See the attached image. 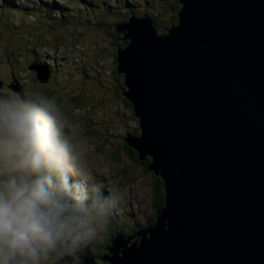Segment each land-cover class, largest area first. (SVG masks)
I'll use <instances>...</instances> for the list:
<instances>
[{
    "label": "water",
    "instance_id": "1",
    "mask_svg": "<svg viewBox=\"0 0 264 264\" xmlns=\"http://www.w3.org/2000/svg\"><path fill=\"white\" fill-rule=\"evenodd\" d=\"M179 3L167 32L148 15L109 26L128 40L117 70L140 132L125 140L165 196L153 224L120 229L100 259L264 264V0ZM30 69L49 80L48 67ZM91 248L77 264H97Z\"/></svg>",
    "mask_w": 264,
    "mask_h": 264
},
{
    "label": "rangeland",
    "instance_id": "2",
    "mask_svg": "<svg viewBox=\"0 0 264 264\" xmlns=\"http://www.w3.org/2000/svg\"><path fill=\"white\" fill-rule=\"evenodd\" d=\"M173 5L174 0H8V7L0 8V94L57 97L69 135L86 147L76 185L82 186L86 203L95 186L110 197L107 228L91 243L98 264H112L100 259L113 255L103 249L112 244L111 235L116 237L121 229L129 237L151 225L165 196L162 179L148 169L151 158L140 160L125 140L140 132L130 102L121 93L126 89L124 75L117 72V48L128 40L109 26L134 9L158 17L160 33L172 25L177 9ZM34 63L50 69L47 82L30 69Z\"/></svg>",
    "mask_w": 264,
    "mask_h": 264
},
{
    "label": "clouds",
    "instance_id": "3",
    "mask_svg": "<svg viewBox=\"0 0 264 264\" xmlns=\"http://www.w3.org/2000/svg\"><path fill=\"white\" fill-rule=\"evenodd\" d=\"M85 154L57 97L0 94V264H67L107 228L110 197L71 180Z\"/></svg>",
    "mask_w": 264,
    "mask_h": 264
},
{
    "label": "trees",
    "instance_id": "4",
    "mask_svg": "<svg viewBox=\"0 0 264 264\" xmlns=\"http://www.w3.org/2000/svg\"><path fill=\"white\" fill-rule=\"evenodd\" d=\"M11 4H12V7L11 8H13L15 5V3H13V1L11 2ZM128 6V5H127ZM174 7H177V9H175V14L172 16V20H171V24L173 25V24H175L176 22H177V13H178V11L180 10V3H179V0H174V5H173V8ZM133 10V9H132ZM132 10H130V14H131V12H132ZM124 11H126V10H124ZM127 12V11H126ZM144 14H146V15H148V16H150V17H153V19L155 20V26H157V25H159V23H162V21L160 20V19H158V17H154V16H151V14H149V13H144ZM124 16V17H123ZM122 17V19H119V23H122V22H125V21H127L126 20V17H125V14L123 15ZM132 16V15H131ZM134 16H136V15H134ZM145 16V15H144ZM157 16V15H156ZM130 17V16H129ZM138 17V16H137ZM157 21H159V22H157ZM127 44V43H126ZM123 76V75H122ZM124 77V76H123ZM130 104V106L132 107V104L131 103H129ZM132 135H135V136H137L138 134H139V132L138 131H136V132H134V133H131ZM136 151V150H135ZM150 160V159H149ZM150 162V161H149ZM149 164V163H148ZM71 180H72V182L74 183V184H76L75 183V181H76V177H75V175H71ZM82 199H85L84 198V196H82V195H79ZM88 200H86L85 202H87ZM159 206H164V197L162 198V202L159 204ZM156 216H157V212H156V215H154V217H152V219L150 220V222H151V224H153L154 222H155V220H156ZM92 248H93V244H92ZM91 248V251L93 252V254H95V250H94V248L92 249ZM95 259H96V262H97V258H96V256H95Z\"/></svg>",
    "mask_w": 264,
    "mask_h": 264
},
{
    "label": "flooded vegetation",
    "instance_id": "5",
    "mask_svg": "<svg viewBox=\"0 0 264 264\" xmlns=\"http://www.w3.org/2000/svg\"><path fill=\"white\" fill-rule=\"evenodd\" d=\"M28 1H30V0H28ZM3 7H8V0H3V2H2V4H1ZM133 6H135V4H130V5H128V7L129 8H131V7H133ZM61 7V8H60ZM60 9H67L68 10V8H66V7H64V6H61L60 5ZM131 15H136V16H138V17H143L144 15H146V14H144V13H142V14H140V13H138L137 11H135L134 9L132 10V12H131V14H129L128 16H126V20L129 18V16H131ZM60 15H58V17H59ZM119 35H122L121 33H119ZM127 43V42H126ZM118 72V71H117ZM119 73V72H118ZM50 77H51V75H50ZM154 217V216H153Z\"/></svg>",
    "mask_w": 264,
    "mask_h": 264
},
{
    "label": "bare ground",
    "instance_id": "6",
    "mask_svg": "<svg viewBox=\"0 0 264 264\" xmlns=\"http://www.w3.org/2000/svg\"><path fill=\"white\" fill-rule=\"evenodd\" d=\"M136 201V200H135ZM115 245L113 244V245H111V247H114ZM122 251L120 250V253H121ZM110 257V256H109Z\"/></svg>",
    "mask_w": 264,
    "mask_h": 264
}]
</instances>
